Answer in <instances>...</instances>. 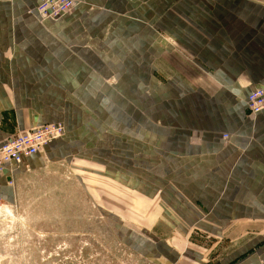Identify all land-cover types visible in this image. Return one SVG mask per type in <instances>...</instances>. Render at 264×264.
<instances>
[{
  "label": "crops",
  "instance_id": "crops-1",
  "mask_svg": "<svg viewBox=\"0 0 264 264\" xmlns=\"http://www.w3.org/2000/svg\"><path fill=\"white\" fill-rule=\"evenodd\" d=\"M37 3L0 0V142L49 123L64 134L7 164L0 189L66 161L108 181L100 210L142 256L264 264V109L246 108L264 80V0H82L56 20ZM131 211L178 236L137 232ZM190 227L235 245L213 259L185 245Z\"/></svg>",
  "mask_w": 264,
  "mask_h": 264
},
{
  "label": "rangeland",
  "instance_id": "rangeland-1",
  "mask_svg": "<svg viewBox=\"0 0 264 264\" xmlns=\"http://www.w3.org/2000/svg\"><path fill=\"white\" fill-rule=\"evenodd\" d=\"M91 171L66 161L26 166L10 189H0V264H158L117 239L100 210L115 196L108 181ZM140 216H130L137 232L148 228L158 238L178 236L172 227L145 226ZM185 237V245L208 249L213 259L236 240L199 227L188 228Z\"/></svg>",
  "mask_w": 264,
  "mask_h": 264
},
{
  "label": "built area",
  "instance_id": "built-area-1",
  "mask_svg": "<svg viewBox=\"0 0 264 264\" xmlns=\"http://www.w3.org/2000/svg\"><path fill=\"white\" fill-rule=\"evenodd\" d=\"M82 0H38L36 12L42 19L56 20L71 12ZM246 108L249 113L264 109V80L246 97ZM64 134L61 123H49L40 127L12 134L0 142V172L7 164H23L25 160L40 150L53 139ZM227 138V134L223 135ZM8 183L12 184L11 178Z\"/></svg>",
  "mask_w": 264,
  "mask_h": 264
}]
</instances>
